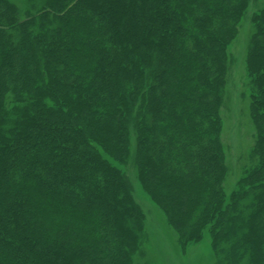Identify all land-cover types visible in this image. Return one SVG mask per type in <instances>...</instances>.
<instances>
[{"label":"trees","instance_id":"obj_1","mask_svg":"<svg viewBox=\"0 0 264 264\" xmlns=\"http://www.w3.org/2000/svg\"><path fill=\"white\" fill-rule=\"evenodd\" d=\"M256 130L229 202L220 108L251 2ZM143 187L182 245L210 226L218 264H264V0H0V264H135Z\"/></svg>","mask_w":264,"mask_h":264},{"label":"rangeland","instance_id":"obj_2","mask_svg":"<svg viewBox=\"0 0 264 264\" xmlns=\"http://www.w3.org/2000/svg\"><path fill=\"white\" fill-rule=\"evenodd\" d=\"M20 16L33 12L42 0H11ZM261 1L251 5L238 26V33L227 48L228 70L223 104L220 108L221 142L227 172L223 180L225 202L237 190L238 182L254 162L251 150L256 140V130L250 114V78L246 59L249 42L254 31L252 14L260 8ZM130 157L125 164L115 163L129 178L133 196L144 216V235L139 251L134 255L135 264H218L212 246L210 226L202 239L182 245L176 230L169 224L165 213L143 187L135 161V132L132 129ZM246 264V263H243Z\"/></svg>","mask_w":264,"mask_h":264}]
</instances>
